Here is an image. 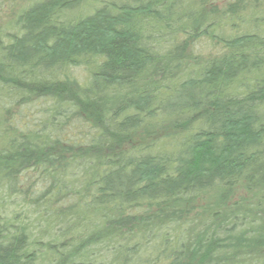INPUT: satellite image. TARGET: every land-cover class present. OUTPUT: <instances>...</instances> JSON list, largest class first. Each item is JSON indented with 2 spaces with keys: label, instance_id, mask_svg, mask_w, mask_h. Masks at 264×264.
<instances>
[{
  "label": "trees",
  "instance_id": "16d2710c",
  "mask_svg": "<svg viewBox=\"0 0 264 264\" xmlns=\"http://www.w3.org/2000/svg\"><path fill=\"white\" fill-rule=\"evenodd\" d=\"M5 2L0 264H264V0Z\"/></svg>",
  "mask_w": 264,
  "mask_h": 264
},
{
  "label": "rangeland",
  "instance_id": "374dc122",
  "mask_svg": "<svg viewBox=\"0 0 264 264\" xmlns=\"http://www.w3.org/2000/svg\"><path fill=\"white\" fill-rule=\"evenodd\" d=\"M5 1H7V0H5ZM15 2H17V3H15ZM12 3H15L16 5H18L19 0H12ZM12 11H14V4H12V8L10 9L9 3L5 2L0 9V22L5 21L7 19H10L11 15H12ZM200 46L204 47L202 43L200 44ZM208 50H210L209 47H208Z\"/></svg>",
  "mask_w": 264,
  "mask_h": 264
}]
</instances>
